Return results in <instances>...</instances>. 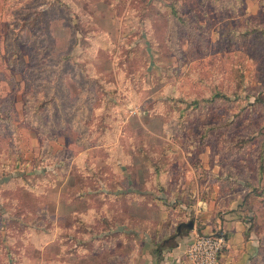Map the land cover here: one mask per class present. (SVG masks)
Returning <instances> with one entry per match:
<instances>
[{
  "label": "rangeland",
  "instance_id": "obj_1",
  "mask_svg": "<svg viewBox=\"0 0 264 264\" xmlns=\"http://www.w3.org/2000/svg\"><path fill=\"white\" fill-rule=\"evenodd\" d=\"M195 207L264 264V0H0V264H189Z\"/></svg>",
  "mask_w": 264,
  "mask_h": 264
},
{
  "label": "crops",
  "instance_id": "obj_2",
  "mask_svg": "<svg viewBox=\"0 0 264 264\" xmlns=\"http://www.w3.org/2000/svg\"><path fill=\"white\" fill-rule=\"evenodd\" d=\"M204 183H206L205 180L203 181V184ZM203 190V187H198L196 190L194 188L193 190H189L187 192L179 191L177 195L186 197L188 199L197 198L199 203H201L200 197H206L204 192L205 190ZM160 194V198H171L169 196L162 195V193ZM174 195L175 194L172 195L173 198ZM211 198L213 199V197ZM212 199L208 203V209L210 210L213 206V202H211L213 201ZM204 203L207 204V202ZM194 211L196 212L195 214H197L196 217L201 221V233L207 234L211 231V233L208 234H214L220 229L226 233V244L219 257V264H254L256 255L260 248V241L252 231H249L250 225L247 222L245 223L240 217L242 213H224L219 217L215 213H212L211 215L213 220L209 222L207 219L206 209H199L198 207H195ZM215 217L217 218L215 219ZM185 241V239L180 241L178 246L170 250L160 249L161 254L160 256L155 255L156 259H154V255L148 254V259L151 260L152 263L154 261L155 264H173L175 259H177L179 254H181V242L183 243ZM156 251L154 253L157 254Z\"/></svg>",
  "mask_w": 264,
  "mask_h": 264
},
{
  "label": "built area",
  "instance_id": "obj_3",
  "mask_svg": "<svg viewBox=\"0 0 264 264\" xmlns=\"http://www.w3.org/2000/svg\"><path fill=\"white\" fill-rule=\"evenodd\" d=\"M226 244V233L220 229L214 234L195 232L186 250L189 264H219Z\"/></svg>",
  "mask_w": 264,
  "mask_h": 264
},
{
  "label": "trees",
  "instance_id": "obj_4",
  "mask_svg": "<svg viewBox=\"0 0 264 264\" xmlns=\"http://www.w3.org/2000/svg\"><path fill=\"white\" fill-rule=\"evenodd\" d=\"M109 192H110V191H109ZM126 196L129 197V199H134V198H135V196H130V195H126ZM183 228H187V227H186V224H185V225H181V229L178 230V233H177L174 237H176V236H181V235H182V232H181V231L183 230ZM174 237H173V238H174ZM173 238H171V239H173ZM171 239H170V240H171ZM170 240H169V241H170ZM165 242H166V241H164V243H165ZM165 244H166V243H165ZM176 246H177V245L170 246V248H173V247H176ZM160 249H161V248L158 247V249H157V251H156L158 256H160V254H161V250H160Z\"/></svg>",
  "mask_w": 264,
  "mask_h": 264
},
{
  "label": "water",
  "instance_id": "obj_5",
  "mask_svg": "<svg viewBox=\"0 0 264 264\" xmlns=\"http://www.w3.org/2000/svg\"><path fill=\"white\" fill-rule=\"evenodd\" d=\"M192 223H190L189 225H186V227L188 228V229H190V228H192ZM181 229V225L178 227V230H180Z\"/></svg>",
  "mask_w": 264,
  "mask_h": 264
}]
</instances>
